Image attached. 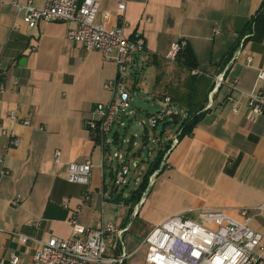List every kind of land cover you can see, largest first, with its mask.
<instances>
[{
    "label": "crops",
    "instance_id": "1",
    "mask_svg": "<svg viewBox=\"0 0 264 264\" xmlns=\"http://www.w3.org/2000/svg\"><path fill=\"white\" fill-rule=\"evenodd\" d=\"M11 1L0 0V83L4 87L0 91V152L7 141L2 129L19 137L20 144L7 149L8 174L0 179V259L4 264H10V253L18 256L16 264H31L39 241L71 235L73 217L84 227L101 220L117 228L128 225L122 237L126 249L124 236L131 230L134 215L152 224L138 231L145 235L171 215L185 213L194 218L212 208L245 221L261 233L264 243V211L258 214L252 209L264 202V108L254 120L247 109V94L264 95V80L258 79L264 71V0H126L121 13L119 0H99L96 24L115 27L123 19L125 36L145 40L127 79L131 93L160 101L153 91L156 75L161 73L163 86L181 72L175 61L165 59L171 43L180 39H186L194 53L197 70L212 80L228 66L212 106L191 134L178 137L164 168L134 207L128 200L115 201L120 195L128 198L132 190L126 193L113 184L118 162L109 149L101 150L85 125L95 104L109 100L104 84L115 76L116 65L69 39L67 30L73 23L39 22L30 28ZM18 1H30L35 7L45 3ZM145 65L155 73L150 96L137 93ZM11 111L28 124L9 119ZM135 119L141 120L138 115ZM128 123V117L121 116L109 136H120ZM178 128L179 124H170L162 136V125L154 128L158 134L152 137L158 144L152 148L162 149ZM131 132L132 137L137 135ZM145 156L149 158V152ZM87 160L92 164L88 184L69 182L68 163ZM134 182L140 183L137 178ZM242 209H248L245 216ZM19 234L28 236L27 242H20ZM114 242L116 254L120 249L115 234ZM138 246L128 252L131 255L124 264H145L146 252L141 259L127 261Z\"/></svg>",
    "mask_w": 264,
    "mask_h": 264
},
{
    "label": "built area",
    "instance_id": "2",
    "mask_svg": "<svg viewBox=\"0 0 264 264\" xmlns=\"http://www.w3.org/2000/svg\"><path fill=\"white\" fill-rule=\"evenodd\" d=\"M11 5L22 13L23 22L30 28L39 22L63 21L74 25L67 30V37L79 42L85 50L98 51L106 61L116 65L115 76L104 84L109 93L107 102L96 103L92 109V117L85 121L87 129L93 134L95 142L101 150L109 149L118 162L113 179L115 186H123L128 182L129 166L119 152L114 151L113 138L109 136L114 125L121 116H126L129 123L126 127L139 124L143 134L147 128H156L172 120L176 116L183 118L184 112L176 107L169 96L155 102L158 108L146 116V119L136 121L134 107L136 96L130 92L127 79L130 77L134 65V58L145 48L142 36L127 37L124 34L125 22L115 27H106L95 23L99 8V0H45L42 7H35L30 1L21 3L12 0ZM126 0H119L117 9L124 11ZM107 18L108 15L105 13ZM187 45L186 39L171 43L165 56L169 61H175L177 54ZM224 71L213 79V88L208 93L204 109L212 106L215 94L223 84ZM192 74H201L197 69ZM2 72L0 71V78ZM258 79L264 80V71L258 73ZM16 84V82H14ZM4 89L0 83V91ZM234 102L231 96L227 97ZM264 108V95L261 93L247 94L248 117L257 119ZM232 111H237L233 104ZM8 118L23 124L27 120L20 119L15 111L8 114ZM124 125V123L121 122ZM136 130V129H135ZM134 130V133L137 132ZM182 128H178L165 148L160 166L165 164L170 150L175 146ZM7 136V141L0 152V179L8 174L6 168L7 149L20 144V138L10 131L1 130ZM152 144H158L153 138ZM56 158L59 152L55 153ZM102 161V158H101ZM136 166V164H134ZM92 164L90 160L84 162L71 161L68 163L67 180L87 185L91 176ZM159 169L154 171L148 179V186L154 182ZM84 198L87 194L84 192ZM18 199L14 200L16 204ZM260 214L264 211V202L252 208ZM248 209H242L241 214L246 215ZM71 235L66 238L51 236L45 241H39V248L34 253L31 264H124L131 255L124 248L122 237L129 226L117 228L112 222L98 221L93 227H84L77 223L75 217L70 220ZM114 234L119 241V253L114 254ZM29 239L26 235H18L22 243ZM113 245V246H112ZM146 247L145 264H264V243L261 233L251 229L245 221H239L224 211L207 208L200 211L196 217L185 213L171 215L152 227L143 237L139 248ZM10 264H16L18 256L10 253ZM0 264L4 261L0 259Z\"/></svg>",
    "mask_w": 264,
    "mask_h": 264
},
{
    "label": "trees",
    "instance_id": "3",
    "mask_svg": "<svg viewBox=\"0 0 264 264\" xmlns=\"http://www.w3.org/2000/svg\"><path fill=\"white\" fill-rule=\"evenodd\" d=\"M153 57L152 59H155ZM156 66H158L159 61L155 59ZM176 65L179 68V71L176 72L174 75V80L170 81L169 83H165L163 86L160 85V76L161 73H157L156 80L154 83V96L157 99H162L165 96H169L172 103L178 107L182 112H184L185 116L181 118L180 116L174 117L172 120L163 123V129L160 132V136L165 132L166 127L171 125L179 124V127L182 128L181 134L189 135L192 132V129L199 121V119L208 111V109H204L205 103L207 101L208 93L213 88V80L208 75L201 73V74H192L191 71L193 69H197V61L195 58L194 53L192 52L191 48L187 45L177 54L176 56ZM136 90V89H135ZM148 113V110H146ZM129 128V127H126ZM147 130V129H146ZM144 130V133H146ZM143 135L144 140H146V135ZM113 138V137H112ZM119 136H114L113 142H117ZM132 140H130L131 142ZM167 145L160 150L155 151L154 148L151 151L155 152L154 159L150 162L146 173L143 175L139 185L130 192V196L128 198H123L121 195L115 199L116 202L119 201H131L132 206L134 207L142 198L143 192L146 190L148 186V179L149 176L156 170L159 169L156 176L162 171L164 168L160 166L165 148ZM150 152L149 150L146 151V154ZM138 154H142V152H138ZM144 154V152H143ZM145 154V155H146ZM145 159H141L138 165L143 162ZM119 253V252H118ZM117 254V253H116Z\"/></svg>",
    "mask_w": 264,
    "mask_h": 264
},
{
    "label": "rangeland",
    "instance_id": "4",
    "mask_svg": "<svg viewBox=\"0 0 264 264\" xmlns=\"http://www.w3.org/2000/svg\"><path fill=\"white\" fill-rule=\"evenodd\" d=\"M154 69L151 66L145 65L140 73V78L137 82V93L141 95L150 96L151 95V86L154 79ZM147 103H138L134 104V107L136 109L137 115L139 116V119H146V106ZM153 110H149L148 113H151ZM153 131L152 128H147L146 133V140H144L143 135L141 136L139 133L135 137H132V132L130 128L122 129L120 130V136L117 140V142L114 143V151L119 152L123 155V157L127 160L128 166H129V174L127 176L128 183L126 185L122 186V190L126 193H129L131 190L136 188L137 184L134 182V180L137 178L139 181H141L143 175L146 173L148 166L150 165V162L154 159L155 152L149 150L150 157H146V151L148 149H151L153 147V135L158 134V130ZM167 132V130L165 131ZM164 132V133H165ZM171 131L168 132V135H170ZM173 132V130H172ZM166 134V133H165ZM129 140H132L131 142ZM142 152V154H138V152ZM144 152V154H143ZM141 159H145L141 164L137 167L134 166L135 162H140ZM115 160V158H114ZM139 183V182H137ZM123 192V193H124ZM136 214V213H135ZM156 214V213H155ZM154 214V215H155ZM154 215H151L153 217ZM131 230L127 232L124 236V243L126 246V251L130 252L133 249H135L138 245L141 244L143 237L145 236L144 233H139L138 231L140 229L146 230L147 228H150L152 224H150L149 220H142L141 215L138 217H132L131 218ZM154 225V224H153ZM144 235V236H143ZM115 245V243H113ZM112 245V246H113ZM146 252V247L142 246L138 248V250L129 258L127 261L137 260L144 257Z\"/></svg>",
    "mask_w": 264,
    "mask_h": 264
},
{
    "label": "water",
    "instance_id": "5",
    "mask_svg": "<svg viewBox=\"0 0 264 264\" xmlns=\"http://www.w3.org/2000/svg\"><path fill=\"white\" fill-rule=\"evenodd\" d=\"M148 103V105L146 106V110H153V109H156L158 108V104L155 105V101H151L150 99H146V98H142L140 96H136L135 98V103L138 104V103ZM134 129H137L138 131L141 130V127L139 124H136V123H133V125L131 126V131H134Z\"/></svg>",
    "mask_w": 264,
    "mask_h": 264
}]
</instances>
